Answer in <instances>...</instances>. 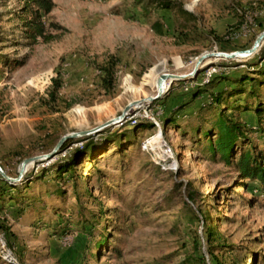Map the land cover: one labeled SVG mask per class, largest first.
<instances>
[{"label":"rangeland","instance_id":"obj_1","mask_svg":"<svg viewBox=\"0 0 264 264\" xmlns=\"http://www.w3.org/2000/svg\"><path fill=\"white\" fill-rule=\"evenodd\" d=\"M53 1L43 16L53 39L32 45L17 17L22 0H0L2 169L18 177L24 159L52 152L55 137L99 127L133 101L140 102L133 109L138 119L151 125L133 137L123 135L122 147L111 144L94 161L78 166L84 178L77 186L57 177L55 166L82 145L78 139L100 131L74 137L51 159L29 164L19 191H11L24 203H0L1 221L10 229H0V237L15 258L0 256V264H264V195L258 182L242 179L219 155L212 157L202 147L206 141L197 144L187 127L208 95L180 112L187 133L166 122L177 106L191 100L208 68H219L216 75L240 73L257 60L264 43L246 59L208 57L196 77L169 79L160 99L143 100L157 94L162 73L187 74L202 54L253 45L264 31V0H179L197 16L186 29L175 13L145 17L136 0ZM159 19L169 34L153 32L151 23ZM112 55L120 62L115 87L106 93L96 64ZM59 77L60 109L52 112L43 99ZM66 102L72 106L66 108ZM242 117L256 124L253 113ZM129 126L115 123L102 130L124 134ZM249 136L264 148V132ZM148 139L158 146L169 142L178 167L157 165L155 153L144 148ZM1 178L0 185L9 182ZM209 225L218 240L209 242ZM195 239L201 242L198 251Z\"/></svg>","mask_w":264,"mask_h":264},{"label":"trees","instance_id":"obj_2","mask_svg":"<svg viewBox=\"0 0 264 264\" xmlns=\"http://www.w3.org/2000/svg\"><path fill=\"white\" fill-rule=\"evenodd\" d=\"M54 5L53 0H22L21 13L17 17L20 20L24 36L30 44L37 43L39 39L43 41L53 39L52 34L47 32L43 16L48 14ZM136 7L141 10L145 17L154 12L175 13L179 18H182L181 25L185 29L189 28L191 20L197 19V16L179 0H136ZM151 29L157 35L170 33L167 23L160 19L151 23ZM215 37L219 38L218 36ZM251 46V44L246 45L247 48ZM1 60L3 59L1 58ZM119 62L120 59L112 55L106 61L96 64L99 70L100 85L106 93H110L115 87ZM4 63L8 64L5 61ZM247 65L248 68L240 73L215 75L208 83L201 84L194 91L191 100L177 106L166 117V122L178 129L182 128L183 134L187 133L188 128H190L191 135L194 136L197 144H201L205 140L206 142L202 146L205 151L210 152L214 158L219 155L222 162L235 167L242 179L258 182L259 190L264 195V148L252 142L249 136V132L252 131L264 132V47L258 53L257 60ZM4 73L5 71L0 66V80L4 77ZM222 83L226 84L221 88ZM61 86V78H53L48 97L43 99L45 105L52 112H58L60 109ZM204 93L208 95V100L197 108L195 115L189 118L190 121L187 120L188 128L183 126L178 117L180 112ZM65 105L66 108H70L72 103L66 102ZM244 113H253L256 124H249L244 120L242 117ZM125 124L121 125L124 126ZM150 125L138 119L129 126V132H124V134L102 130L98 136L89 135L78 139L82 145L74 148L69 155L56 164L57 177L61 180H71L77 186L78 181L84 178L77 171L78 166L85 161H94L111 144L122 147L121 137L123 135L129 137L131 132L133 137L138 130L146 129ZM49 133H47L49 137L55 135ZM61 137L55 138L60 140ZM74 141L73 138L66 140L59 152H62ZM1 180L3 181V178ZM18 182H3L0 185V203L2 205L6 200L12 204L24 203L23 198H19L17 194L14 195L11 192L19 191L20 183ZM23 185L29 187L31 183H24ZM1 207L3 206H0V209ZM17 213L23 215L24 209L19 208ZM6 223L0 218V229L10 232ZM206 233L209 242L218 240V233L213 230V226L209 225ZM11 235L14 236V234ZM103 242L104 240H101L99 245ZM194 246L195 251H198L201 246L199 239H195Z\"/></svg>","mask_w":264,"mask_h":264},{"label":"water","instance_id":"obj_3","mask_svg":"<svg viewBox=\"0 0 264 264\" xmlns=\"http://www.w3.org/2000/svg\"><path fill=\"white\" fill-rule=\"evenodd\" d=\"M264 43V31L262 33H260L256 40L254 41L253 45L250 48L244 49V50H236V51H231V52H225V51H214V52H210V53H205L202 54L198 59L197 62L195 64L194 70L190 73L187 74H173V73H162L159 78H158V89H157V94L155 96H149L143 100H148L150 102L156 101L158 99H160L166 91H164L163 89V85L165 84V82L169 79H171L170 83H172L175 80H186V79H192L194 77H196L200 71L201 68L204 67V61L206 58L211 57V56H217L218 58H224V59H238L239 57H251L253 55H255L262 47ZM142 101V100H141ZM139 101H133L130 104H128L126 106V108L124 109V111L122 112V114L118 117H115L111 120L106 121L104 124L100 125L99 127H96L92 130L89 131H84V132H77V133H69V134H65L61 137V139L58 141V143L56 144V146L54 147V149L52 150V152L47 153V154H43V155H39V156H33V157H29L24 159L19 167V176L16 178H13L11 176H9L0 166V174L3 176V178H5L7 181L9 182H18L22 179L23 175L25 174V172L27 171V168L29 166V164L31 163H35L39 160H44V159H51L62 147V145L65 143L66 140L70 139V138H74L77 136H83V135H89L92 132H98L101 131L102 129L115 124V123H119L123 120L126 119L127 115H128V111L129 109L136 104Z\"/></svg>","mask_w":264,"mask_h":264},{"label":"built area","instance_id":"obj_4","mask_svg":"<svg viewBox=\"0 0 264 264\" xmlns=\"http://www.w3.org/2000/svg\"><path fill=\"white\" fill-rule=\"evenodd\" d=\"M220 72L219 68L216 66H211L204 72V77L201 84L208 83L211 78ZM138 114L136 112H129L126 119L119 122L121 124L130 122L134 124L138 120ZM155 122L160 126L159 122L155 120ZM144 148L148 151H152L156 155V159H153L155 163L159 166H162L164 169H176L178 167V160L176 157V152L173 146L167 142L163 141L162 146H158L149 142V139L144 142ZM6 240L3 237H0V256L8 261L14 260L15 258L12 256V251L6 248Z\"/></svg>","mask_w":264,"mask_h":264},{"label":"bare ground","instance_id":"obj_5","mask_svg":"<svg viewBox=\"0 0 264 264\" xmlns=\"http://www.w3.org/2000/svg\"><path fill=\"white\" fill-rule=\"evenodd\" d=\"M211 57H217V56H211ZM241 58H245V57H241ZM167 82H168V80L165 82V84L163 85V89H164V91H166V84H167ZM140 103V102H139ZM136 104H134L130 109H129V111L128 112H132V111H134L133 109H134V106H135Z\"/></svg>","mask_w":264,"mask_h":264}]
</instances>
